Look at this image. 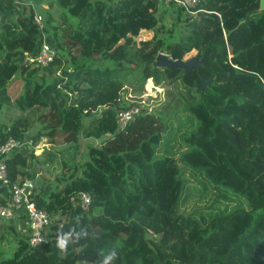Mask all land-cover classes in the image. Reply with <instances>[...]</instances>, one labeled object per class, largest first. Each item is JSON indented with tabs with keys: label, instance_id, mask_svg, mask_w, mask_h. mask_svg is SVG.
<instances>
[{
	"label": "trees",
	"instance_id": "16d2710c",
	"mask_svg": "<svg viewBox=\"0 0 264 264\" xmlns=\"http://www.w3.org/2000/svg\"><path fill=\"white\" fill-rule=\"evenodd\" d=\"M198 9L191 18L156 0H0V119L9 106L35 116L0 121V145L33 141L6 160L0 205L29 185L53 238L32 248L17 230L24 213L0 218V264H100L110 250L111 264H264V11L259 0ZM142 31L154 35L137 43ZM44 36L55 57L24 66ZM193 50L203 77L156 65ZM150 79L180 103L175 113L124 101V87L142 91ZM135 104L122 126L118 113ZM56 130L83 152L78 163L62 157L68 168L49 180L44 167L59 152L35 147ZM81 192L92 195L88 212L73 202ZM10 233L20 238L7 255Z\"/></svg>",
	"mask_w": 264,
	"mask_h": 264
},
{
	"label": "built area",
	"instance_id": "2783aa9c",
	"mask_svg": "<svg viewBox=\"0 0 264 264\" xmlns=\"http://www.w3.org/2000/svg\"><path fill=\"white\" fill-rule=\"evenodd\" d=\"M156 1L168 9V15L171 16H173V8L183 9L184 13L191 18H195L200 12L198 6L200 5L201 0ZM34 20L40 28H43L44 16L42 13L36 12ZM55 54V50L50 47L47 37L44 36L38 56L29 60L30 62H35L37 66L44 67L53 60ZM231 57L232 55L230 54L229 58ZM139 110L140 108L137 105L121 110L118 113L119 123L122 126L128 124ZM106 136L110 137L111 134L108 133ZM32 144L33 141L30 139L26 142H21L10 138L4 144L0 145V187L7 186L9 183L6 160L11 157V154L16 149L24 145ZM29 189V185L27 184L23 186L14 185L9 188L11 197L6 204L0 205V218L10 221L19 219L21 214L24 213L26 215L25 223L18 224L17 230L20 233V237H27L30 247L36 248L40 245L48 244L53 240L49 232L51 219L46 211L37 209L35 204L30 200ZM92 199L90 193L81 192L77 194L76 198L73 199V202L75 205L79 206L82 211L88 212L91 207Z\"/></svg>",
	"mask_w": 264,
	"mask_h": 264
},
{
	"label": "rangeland",
	"instance_id": "374dc122",
	"mask_svg": "<svg viewBox=\"0 0 264 264\" xmlns=\"http://www.w3.org/2000/svg\"><path fill=\"white\" fill-rule=\"evenodd\" d=\"M44 7V6H43ZM48 9V7H44V9ZM171 12V11H170ZM55 15L57 16L56 10H54ZM168 20L169 16H167ZM63 22V21H62ZM169 24V23H168ZM153 32H147L142 31L139 37L136 38L137 43H140L141 41H148L153 37ZM198 58L199 51L193 50L187 55L183 57L182 60H189L191 58ZM151 88L148 89L147 86L151 84ZM154 81H147L144 85L143 90H137L136 92L133 91L130 87H124L125 94L123 96L124 101L128 103V105L132 104L134 100L137 101L138 105H142L145 108L150 109V111H160L163 116H169L175 113L176 110L179 109L180 103L175 100L174 96L170 95L164 88L160 87H154ZM235 92L237 93H243L245 96H250V91H243L241 89H235ZM136 105V104H135ZM139 107V106H138ZM24 116L28 118V121L33 123L35 116L28 113L27 111H20L19 108L14 106H9L5 111L3 116L1 117L0 121L3 123L8 122L7 124H10L13 119H16L18 117ZM85 140V139H84ZM84 142V141H83ZM89 142V140H88ZM76 144L74 137L72 135H68L67 132H61L60 130H56L53 132V139L50 138H43L40 143L35 147V155H42L44 149L45 150H57L58 153V160L53 161L51 164L46 165L44 167V172L42 175L44 177H47L49 180H52L55 174L59 173V167L67 169L68 166L65 164V162L61 161L62 157H65V159L72 157L70 159L75 160V162H80L82 152H76L74 150L73 146ZM66 149L67 151L64 152V155H62L63 150ZM76 152V154H75ZM60 162V165H59ZM53 172L54 175L50 174ZM61 172V171H60ZM2 233L0 232V235ZM19 238V237H18ZM18 238L14 236L12 233L8 234V239L10 243H8L7 246H9V250H7L6 254H11L14 247L17 245ZM14 246V247H13Z\"/></svg>",
	"mask_w": 264,
	"mask_h": 264
},
{
	"label": "water",
	"instance_id": "95a60500",
	"mask_svg": "<svg viewBox=\"0 0 264 264\" xmlns=\"http://www.w3.org/2000/svg\"><path fill=\"white\" fill-rule=\"evenodd\" d=\"M259 10L260 11H264V0H259ZM5 20V14L3 12L0 11V26L2 25V23ZM203 60L200 58H191L189 60H180V61H175L172 60L170 57H168L167 54H160L157 58V63L156 65L158 67H167L170 69H184V70H188L191 67H196L198 70V74L200 76H202V70H201V66L203 65ZM30 64V61L27 60L24 64V66ZM22 66V68L24 67ZM203 77V76H202Z\"/></svg>",
	"mask_w": 264,
	"mask_h": 264
},
{
	"label": "clouds",
	"instance_id": "9594fccd",
	"mask_svg": "<svg viewBox=\"0 0 264 264\" xmlns=\"http://www.w3.org/2000/svg\"><path fill=\"white\" fill-rule=\"evenodd\" d=\"M68 235L69 234H64L57 238V246L59 248L63 249L66 246V244L68 243ZM115 257H116V251L110 250L106 254L102 255L100 259V264H111V262L114 260Z\"/></svg>",
	"mask_w": 264,
	"mask_h": 264
},
{
	"label": "bare ground",
	"instance_id": "6f19581e",
	"mask_svg": "<svg viewBox=\"0 0 264 264\" xmlns=\"http://www.w3.org/2000/svg\"><path fill=\"white\" fill-rule=\"evenodd\" d=\"M149 81H152V79H150ZM151 85H152V83L149 84V85L147 86V88L150 89V88H151Z\"/></svg>",
	"mask_w": 264,
	"mask_h": 264
},
{
	"label": "crops",
	"instance_id": "0c3cea01",
	"mask_svg": "<svg viewBox=\"0 0 264 264\" xmlns=\"http://www.w3.org/2000/svg\"><path fill=\"white\" fill-rule=\"evenodd\" d=\"M45 150V149H44Z\"/></svg>",
	"mask_w": 264,
	"mask_h": 264
}]
</instances>
